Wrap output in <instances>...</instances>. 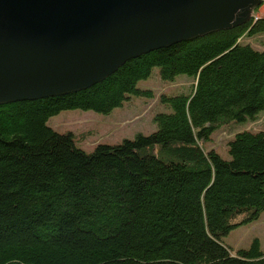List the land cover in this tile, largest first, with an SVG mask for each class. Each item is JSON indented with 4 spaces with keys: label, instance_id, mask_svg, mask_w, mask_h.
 Returning a JSON list of instances; mask_svg holds the SVG:
<instances>
[{
    "label": "trees",
    "instance_id": "obj_1",
    "mask_svg": "<svg viewBox=\"0 0 264 264\" xmlns=\"http://www.w3.org/2000/svg\"><path fill=\"white\" fill-rule=\"evenodd\" d=\"M258 8H256L257 10ZM264 18L159 49L77 93L0 105V264H264L255 239H222L264 212V133L241 132L229 159L204 151L220 124L264 111ZM187 75L188 96L164 97L155 132L86 153L47 126L66 110L108 115L149 96L139 81Z\"/></svg>",
    "mask_w": 264,
    "mask_h": 264
},
{
    "label": "water",
    "instance_id": "obj_2",
    "mask_svg": "<svg viewBox=\"0 0 264 264\" xmlns=\"http://www.w3.org/2000/svg\"><path fill=\"white\" fill-rule=\"evenodd\" d=\"M263 1L0 0V105L84 91L142 55L246 24Z\"/></svg>",
    "mask_w": 264,
    "mask_h": 264
},
{
    "label": "rangeland",
    "instance_id": "obj_3",
    "mask_svg": "<svg viewBox=\"0 0 264 264\" xmlns=\"http://www.w3.org/2000/svg\"><path fill=\"white\" fill-rule=\"evenodd\" d=\"M255 10L251 14L255 19L264 18V1ZM242 41L256 50L264 49V35L244 38ZM136 87L149 91V96H130L121 107L108 115L82 110L61 111L50 117L46 124L58 133L72 134L75 147L91 153L98 145H116L123 140H132L138 134L149 135L155 132L157 126L154 117L171 112L170 107L163 103V98L190 95L195 81L187 75H178L171 81L162 80L159 68L155 67L150 77L139 81ZM245 131L264 133V111L259 112L253 120L220 124L210 139L203 142L202 148L204 151L213 150L228 160V143L236 134ZM255 239L259 241L260 250L264 253V212L258 219L231 230L222 242L236 253L248 249Z\"/></svg>",
    "mask_w": 264,
    "mask_h": 264
},
{
    "label": "bare ground",
    "instance_id": "obj_4",
    "mask_svg": "<svg viewBox=\"0 0 264 264\" xmlns=\"http://www.w3.org/2000/svg\"><path fill=\"white\" fill-rule=\"evenodd\" d=\"M256 11V10H255ZM52 98V97H51ZM42 100V99H41ZM7 105V104H6Z\"/></svg>",
    "mask_w": 264,
    "mask_h": 264
}]
</instances>
